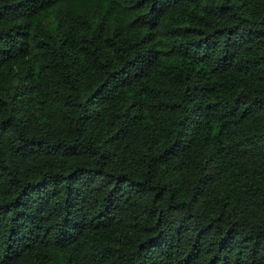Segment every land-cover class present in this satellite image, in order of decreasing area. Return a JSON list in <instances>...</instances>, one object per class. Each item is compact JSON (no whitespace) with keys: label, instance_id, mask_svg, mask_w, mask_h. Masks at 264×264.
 Masks as SVG:
<instances>
[{"label":"trees","instance_id":"trees-1","mask_svg":"<svg viewBox=\"0 0 264 264\" xmlns=\"http://www.w3.org/2000/svg\"><path fill=\"white\" fill-rule=\"evenodd\" d=\"M0 264H264V0H0Z\"/></svg>","mask_w":264,"mask_h":264}]
</instances>
